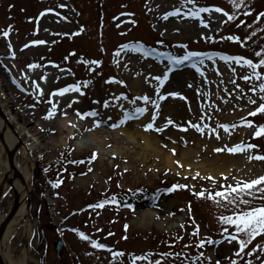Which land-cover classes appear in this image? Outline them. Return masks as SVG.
<instances>
[{
	"label": "rangeland",
	"instance_id": "rangeland-1",
	"mask_svg": "<svg viewBox=\"0 0 264 264\" xmlns=\"http://www.w3.org/2000/svg\"><path fill=\"white\" fill-rule=\"evenodd\" d=\"M211 6L224 8L229 14L236 12V19L228 20L215 7L210 14L201 13L207 25L184 16L185 11L194 7ZM175 8L181 12L165 18ZM249 8L251 12L247 11ZM262 11L264 0H244L240 9H234L230 0H196L194 5L185 4V0H0V97L7 100V107L20 124L39 130L41 144L51 147L46 153L33 151L27 159L31 170L30 190L26 194L31 232L27 233L25 226L20 225L4 242V252L18 256L27 252L25 264H131L128 254L149 256L148 261L138 260L137 264L155 261L215 264L217 260L220 264H230L232 259L237 264H264V247H257L247 255L256 245H264V234L254 238L237 257L238 241L229 242L221 231L228 228L231 233L234 226L219 221V216L229 210L219 207L206 195L201 198L194 194L202 189L215 191L221 182L226 186L234 184L237 178L253 179L262 175L264 160H248L243 153L244 164L234 166L226 176H216L213 183L206 178L208 175L184 171V164L180 166L182 170L172 169L152 150L143 147L141 137L128 144L121 130L124 125L142 120V130L151 139L160 140L164 148L170 149L171 136L177 133L180 143L192 142L195 148H201L200 157L213 153L215 148L241 141L258 145L251 150L253 153H264V135L253 137L254 126L239 125L230 135L223 128H217V122L232 124L241 117L252 119L256 124L264 122V114L247 115L257 105L237 95L241 89L247 91L258 83L241 79L247 74L246 67L234 61L226 62L220 56L205 57L201 75L189 61L174 66L165 55L219 52L257 61L256 52L264 48V17L256 19ZM5 31L9 33L7 36L3 35ZM231 35L239 36L240 40L230 39ZM34 40L44 43H31ZM126 43H140L145 49L153 50V54L146 56L143 51L123 49ZM94 61L101 63H90ZM30 64L37 66L30 68ZM259 70L264 72V66ZM164 75L168 79L157 89L159 82L155 77ZM112 77L116 79L111 80ZM233 78L241 89L233 91ZM121 80L125 83H119ZM134 80L140 83L135 85ZM37 83L40 89L35 88ZM72 84H79L80 89L63 94L55 91ZM172 92L182 93L187 99L169 95ZM145 94L153 100L160 95L165 97L159 101L157 127H163L169 118L175 123L161 132L145 130L143 125L152 120L156 111L152 104L139 99ZM247 95L257 98L250 91ZM53 104L57 111L48 119L46 113ZM69 104L70 107H65ZM134 107H147L148 111L116 128L110 126L122 118L124 109L134 111ZM92 111L97 115H79ZM201 116H205L203 121ZM96 120L104 123L94 126ZM188 121L217 128L219 138L207 128L201 134ZM63 122L68 126L66 140L50 144V134L56 133ZM175 124L185 125L186 130ZM99 127L118 131L102 149L95 146L101 138L99 133L94 135ZM197 139L205 143L201 145ZM93 150L98 155L89 162ZM200 160L196 158L194 162ZM3 162H7V157L0 143V178ZM219 164L221 161L215 163ZM57 180L62 181L58 186ZM172 184L189 187L157 193L158 189ZM113 197L119 203L111 202ZM102 200L110 202L95 207ZM12 201L10 190L0 201V221ZM143 208H155L157 215L140 226L135 217L137 210ZM197 225L198 234L193 231ZM79 232L85 233L88 239ZM59 237L64 241L61 257L55 248ZM209 238L219 242L198 245L199 241ZM92 240L109 248H96ZM114 250H122L125 255L114 259ZM170 252L178 255H167ZM199 253L203 257L191 259Z\"/></svg>",
	"mask_w": 264,
	"mask_h": 264
},
{
	"label": "snow or ice",
	"instance_id": "snow-or-ice-1",
	"mask_svg": "<svg viewBox=\"0 0 264 264\" xmlns=\"http://www.w3.org/2000/svg\"><path fill=\"white\" fill-rule=\"evenodd\" d=\"M192 3L193 5L196 3V0H185V4ZM230 3L232 4L234 9H240L242 5H244V0H230ZM213 7H215V10L220 13H224L227 16L228 20H234L236 19V12L233 13H226L224 8L211 6V7H194L191 11H185L184 16L189 18H196L199 20V23L202 25H207V20H205L201 13H211ZM50 11V10H49ZM248 12H251V9H247ZM181 12L180 8H175L172 12L167 13L165 18H167V15H177ZM43 14V13H42ZM261 17H264V11L260 12L256 19L259 20ZM67 19V17H65ZM241 24L244 23L243 20L240 21ZM9 33L5 31L3 33L4 36H7ZM232 40L239 41L240 37L236 35H231L229 37ZM31 43L33 44H40L44 43V41L34 40ZM159 43H163V41H160ZM27 46V45H26ZM123 49H132L136 52L143 51L144 54L152 55L153 50L151 49H145L144 46L140 43H126L122 46ZM13 56H15V52L12 53ZM165 55L169 56V59L173 62L174 66H177L184 61H189L193 68L200 71L201 75H203V69L201 68V65L204 62V58L207 57L208 59H211L213 56H220L221 59L224 61H234L236 64L241 65L242 67L247 68V74L243 75L241 79L244 81H247L249 83H252L253 81H257L258 83H255L250 89L247 91H250L256 95L258 98H253V96H248L247 91L244 89H241V85L235 83V78H233L232 83L235 84V89H241V92L238 93V96H245L248 99V102L250 104L257 105L250 113L247 115L249 116H255L257 114H264V72H261L259 69L264 66V48L260 49L259 52H256V56L259 58L257 61H253L251 58H246L240 55H228V54H222L219 52L216 53H207V52H195V51H189L185 53L183 56H172L170 53H165ZM199 59H196V58ZM83 59V58H82ZM90 63L99 64L101 61H94ZM37 65L30 64L28 67L34 68ZM233 77H235V69H232ZM42 79H46V77H42ZM111 80H115V77L110 78ZM156 81L159 83L157 84V89H159L160 86L168 79L167 75L164 76H156ZM84 83H87L85 81ZM119 83L124 84L125 81L121 80ZM36 89H40V85L37 83L35 85ZM80 85L79 84H72L68 85L66 87L60 88L55 90L56 92H59L61 94L72 91V90H79ZM42 92V89H41ZM125 94L121 93V96H124ZM169 95L173 97H182V93L179 92H172L169 93ZM126 98V97H125ZM165 97L163 95H160L157 97V99L153 100L148 95H143L139 97V99L145 101L148 104H152L156 111L152 114V120L143 127L145 130H155L157 132L163 131V128H167L169 125L174 124L175 122L169 118L164 123L163 127H157L155 125V119L159 115V108H160V100H163ZM184 99H187L186 97H182ZM118 99V98H117ZM133 105H135V101L132 102ZM71 105H66L65 107H70ZM105 106L107 107V102H105ZM203 110V109H202ZM56 105L53 104L52 107L49 109V111L46 113V118L51 119L56 114ZM148 111L147 107H134V111L129 109H124L122 118L117 122L113 123L110 126L112 128H116L119 125L125 124L130 119H136L139 118V116L143 115L145 112ZM66 115V113H64ZM80 116H86V115H92L95 116L97 113L95 111H92L91 113H80ZM205 119V116H201L200 120L203 121ZM103 121L96 120L94 122V126H99ZM188 125L194 128L196 131L200 132L201 134L204 133L205 128H207L211 133H216L217 138H219V134L217 131V128H223L225 133L231 134V130H235L239 125L244 126H254L255 131L253 132V137H261L264 135V122L256 124L254 120L247 119L245 117H241L238 121L233 122L232 124L224 123L220 124L217 122V128L211 127V125H201L199 122L193 123L192 121H188ZM177 128H183L186 130L185 125L181 124H175ZM259 147L256 144L251 143L250 141L245 143L243 141L238 142L236 144H233L231 146L224 145L223 148H217L215 151H224L226 150L229 153H246L248 160L258 159V160H264V153L255 152L253 153L251 150L254 148ZM173 153H175L176 149L171 150ZM98 153L96 150H93L92 156L89 157V162L91 160L96 159ZM83 161H73V163H79ZM177 165H181L180 161H176ZM190 167V166H189ZM91 171V169H89ZM165 171H168V169H165ZM179 174V173H177ZM187 175V173H185ZM194 175H199V173H195ZM221 176H226V173H220ZM207 179L212 180L213 183L216 182V178L212 177L210 174ZM110 179V177H109ZM62 181L57 180L55 184L58 186ZM188 185H182V184H172L168 188H164L162 190L158 189L157 193L160 191L164 192H172L178 188H187ZM142 189H138L137 191H141ZM197 197H205L212 199L214 203H216L219 207L226 208L229 211L223 215L219 216V221L221 224H227L228 226H234L233 231L231 233L228 232V228H222L221 231L225 233V238L229 240H236L238 241L239 248L237 249V257L241 253L244 252V249L247 247V245L258 235L264 234V174L259 175L253 179H236V182L234 184L229 183L226 186L223 182H221V187L216 189L215 191H206L201 190L194 193ZM157 197V194H154V198ZM110 202L109 200H102L99 202V204L95 205V207H102L105 203ZM111 202L119 203V201L115 200L113 197ZM91 207V206H90ZM128 207H132V205H128ZM190 205H189V211H190ZM125 228H127V225H125ZM79 231V230H76ZM194 232L198 234L199 231V225L196 226V228L193 229ZM79 235L85 239H88V237L83 232H79ZM179 239V237H177ZM174 242V241H173ZM219 241H214L213 239L209 238L207 241L201 240L198 242L199 246H204L205 243L213 244L218 243ZM91 243L99 249H106L109 248L108 245L104 243H100L96 240H92ZM257 247H264V245H256V247H253L251 249V252L247 253V255H251L252 252L256 251ZM112 255L114 259H119L120 257H123L125 253L122 250H114L112 251ZM130 258L131 264H137L138 260H149L148 255H135V254H128ZM165 254H161L163 256ZM167 255H178L177 253H168ZM182 255V254H181ZM203 253H199L198 256L191 257L192 260H198L200 257H203ZM208 260H211V257H208ZM154 264H159V261H155ZM215 264H220V261L217 260ZM230 264H237V261L235 259L230 260ZM250 264V262H249Z\"/></svg>",
	"mask_w": 264,
	"mask_h": 264
},
{
	"label": "bare ground",
	"instance_id": "bare-ground-1",
	"mask_svg": "<svg viewBox=\"0 0 264 264\" xmlns=\"http://www.w3.org/2000/svg\"><path fill=\"white\" fill-rule=\"evenodd\" d=\"M140 80H134V84H139ZM67 96V95H66ZM68 98V96H67ZM7 101V100H6ZM5 100H2L0 97V105L3 107L8 122L0 116V129L6 127L5 140L6 143L11 147L15 144L16 141L20 140L21 145L18 147L15 154V164L19 172V175H14V183L20 193L21 202L13 218L9 221L4 237L3 242H6L10 239L11 235L19 228L20 225L25 226L27 233L31 232V222L27 220V214L29 212V204L27 203L26 194L30 190L29 180L31 176V170L29 163L27 162L28 157L31 156L33 151L43 150L46 153L51 147L47 145H42L36 128H31L28 124L24 123L23 125L19 123L18 117L10 111L7 107ZM14 126V130L11 129L9 124ZM142 120L133 122L132 124H127L122 127L123 137L128 144H133L135 141H138V137H141L143 140L141 144L144 148L150 149L154 154L159 156L162 160L165 161L174 170H182L180 165H177L176 161H180L181 165L185 166L184 171H193L202 175L218 176L220 173H226L227 175L231 172V169L234 166H241L245 162V156L243 153H224L223 151H215L211 154H205L200 157L201 148H195L192 145V142H182L178 141V134L174 133L171 136V141L169 142L170 149L164 148L160 140L151 139L149 133H146L141 128ZM40 125L39 127H41ZM61 128L56 132L52 133L49 136V143L52 145H57L66 140V133L68 126L65 125V122L61 123ZM106 132V134H103ZM99 133L101 138L95 143V146L98 148L103 147L105 142L114 134H117L118 131L109 130L104 127H99L94 131V135ZM114 133V134H113ZM240 138V137H239ZM192 139V138H190ZM91 143V142H90ZM197 143L203 145L205 140L197 139ZM213 147L216 146L214 142H210ZM92 144V143H91ZM176 149L175 153L171 150ZM109 154V152H108ZM21 157V159H20ZM198 158L201 159L200 162L195 163L194 160ZM218 161H221V164L215 165ZM190 166V167H189ZM3 167L6 169L8 167V162H3ZM187 167V168H186ZM157 215L155 208H143L138 209L136 212L135 221L138 225L144 226L148 224L151 219ZM5 260L8 264H25L27 261V252H24L23 255H13L11 252H4Z\"/></svg>",
	"mask_w": 264,
	"mask_h": 264
},
{
	"label": "water",
	"instance_id": "water-1",
	"mask_svg": "<svg viewBox=\"0 0 264 264\" xmlns=\"http://www.w3.org/2000/svg\"><path fill=\"white\" fill-rule=\"evenodd\" d=\"M0 116L2 118H4V120L6 122H8V118L6 116V113L3 110L1 105H0ZM8 124L11 127V129L14 130V126L10 123H8ZM5 129H6V127H3V129H0V140H1L3 146L6 150L9 165L4 170L3 176L0 180V200L2 199V197L4 196L5 193L10 191V189L13 190L14 195H13V202H12L10 209L8 210L7 214L2 218V220L0 222V264H8L5 260V257H4L3 237H4V233H5V230H6V227L9 223V221L15 215V213L18 210V207L20 205V202H21L20 193H19V191H18V189L14 183V175H19V172H18V170L16 168V164H15V154H16L18 147L21 144V141L18 140L15 144H13L10 147L8 145V143H6V140H5V136H4V130ZM6 182H7V185H5ZM62 245H63V240L61 238L58 239L57 241H55L56 251H57L59 256H61L60 253H61Z\"/></svg>",
	"mask_w": 264,
	"mask_h": 264
},
{
	"label": "trees",
	"instance_id": "trees-1",
	"mask_svg": "<svg viewBox=\"0 0 264 264\" xmlns=\"http://www.w3.org/2000/svg\"><path fill=\"white\" fill-rule=\"evenodd\" d=\"M127 204V203H126Z\"/></svg>",
	"mask_w": 264,
	"mask_h": 264
}]
</instances>
